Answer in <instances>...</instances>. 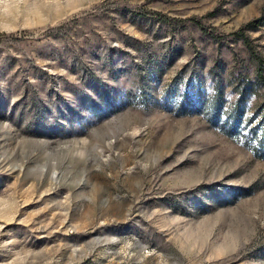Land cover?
Instances as JSON below:
<instances>
[{
	"label": "rangeland",
	"instance_id": "374dc122",
	"mask_svg": "<svg viewBox=\"0 0 264 264\" xmlns=\"http://www.w3.org/2000/svg\"><path fill=\"white\" fill-rule=\"evenodd\" d=\"M255 58L264 0H0V264H264Z\"/></svg>",
	"mask_w": 264,
	"mask_h": 264
},
{
	"label": "trees",
	"instance_id": "16d2710c",
	"mask_svg": "<svg viewBox=\"0 0 264 264\" xmlns=\"http://www.w3.org/2000/svg\"><path fill=\"white\" fill-rule=\"evenodd\" d=\"M261 20L260 18H256L254 20H251L247 23H245L244 25H242L236 32L233 33V36L236 37V38H239L241 39V41L243 43H246V37L244 36L243 34V30L247 29V28H254L256 27L257 25H259L261 23ZM191 24H193L194 26L196 27H199L201 30L202 29V26L200 24V22L196 19H189L188 20ZM211 35V33H209ZM255 62H256V68H255V76L257 78V81L260 83V84H263L264 85V61L259 59V58H255ZM216 110V109H215ZM215 111H213L214 113Z\"/></svg>",
	"mask_w": 264,
	"mask_h": 264
}]
</instances>
